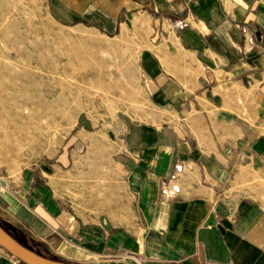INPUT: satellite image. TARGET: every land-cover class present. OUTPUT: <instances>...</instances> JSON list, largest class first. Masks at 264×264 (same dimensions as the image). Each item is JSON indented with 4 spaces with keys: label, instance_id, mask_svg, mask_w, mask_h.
<instances>
[{
    "label": "crops",
    "instance_id": "obj_1",
    "mask_svg": "<svg viewBox=\"0 0 264 264\" xmlns=\"http://www.w3.org/2000/svg\"><path fill=\"white\" fill-rule=\"evenodd\" d=\"M49 7L62 24L122 40L141 93L107 130L108 170L79 153L98 133L84 114L52 173L1 184L31 239L81 264H264V0ZM166 183L176 196L160 194Z\"/></svg>",
    "mask_w": 264,
    "mask_h": 264
},
{
    "label": "rangeland",
    "instance_id": "obj_2",
    "mask_svg": "<svg viewBox=\"0 0 264 264\" xmlns=\"http://www.w3.org/2000/svg\"><path fill=\"white\" fill-rule=\"evenodd\" d=\"M0 39L2 71L17 74L15 81L26 85L13 97L10 90L0 93V121L6 124L0 128V186L20 182L33 170L37 180L43 172L52 173L62 143L84 114L98 133L88 136L89 146L79 153L104 156L108 170L112 135L107 130L118 110L135 104L129 92L135 97L141 93L134 53L124 50L120 39L58 22L49 0H0ZM12 125H22V134L4 138L5 128ZM96 135L99 142L94 148L91 137ZM5 146H14L16 156L7 157L8 152H2ZM0 221L22 234L37 253L69 262L57 257L56 244L52 250L46 243L34 242L32 228L8 211L1 196ZM0 249L9 256L5 264H22Z\"/></svg>",
    "mask_w": 264,
    "mask_h": 264
},
{
    "label": "water",
    "instance_id": "obj_3",
    "mask_svg": "<svg viewBox=\"0 0 264 264\" xmlns=\"http://www.w3.org/2000/svg\"><path fill=\"white\" fill-rule=\"evenodd\" d=\"M3 182V180H0ZM0 247L23 264H81L53 259L37 253L16 240L0 225Z\"/></svg>",
    "mask_w": 264,
    "mask_h": 264
},
{
    "label": "bare ground",
    "instance_id": "obj_4",
    "mask_svg": "<svg viewBox=\"0 0 264 264\" xmlns=\"http://www.w3.org/2000/svg\"><path fill=\"white\" fill-rule=\"evenodd\" d=\"M6 44H7V42L5 43V45ZM8 46L9 45H7V47ZM3 68L4 67H2L0 65V93L4 92V94H5V92L7 93V90H10L11 97H13V95L16 94L17 92L22 91V90H26V85L18 84L15 81V78L18 77L17 74H12L9 72H3L2 71ZM12 78H13V80H11ZM27 80H29V79H27ZM30 82H31V80H30ZM29 86H30V84H29ZM2 112L4 113L3 110H2ZM3 123L4 122L0 121V128L6 126V124L5 123L3 124ZM22 128H23L22 125L18 126V127L16 125L8 126L7 128H5V132H3L4 138L10 137V136H15V135L19 137V134H22ZM0 137H1V135H0ZM3 146H2V148H3ZM5 147H6L5 149H2V152L7 151L8 152L7 157L12 158V157L16 156V155H13V153L16 152V150H14V148H13L14 146L13 147L12 146H5Z\"/></svg>",
    "mask_w": 264,
    "mask_h": 264
},
{
    "label": "built area",
    "instance_id": "obj_5",
    "mask_svg": "<svg viewBox=\"0 0 264 264\" xmlns=\"http://www.w3.org/2000/svg\"><path fill=\"white\" fill-rule=\"evenodd\" d=\"M176 170L181 171L182 165L178 164L176 166ZM178 191H179V185L177 183H173L171 185H168L166 183L163 186H161V188H160V194L164 197H167V198H172V197L176 196Z\"/></svg>",
    "mask_w": 264,
    "mask_h": 264
},
{
    "label": "trees",
    "instance_id": "obj_6",
    "mask_svg": "<svg viewBox=\"0 0 264 264\" xmlns=\"http://www.w3.org/2000/svg\"><path fill=\"white\" fill-rule=\"evenodd\" d=\"M0 225L9 233L11 234L16 240H18L21 244L25 245L26 247L30 248L26 241L24 240V236L22 234H18L15 230L9 229L6 224L0 221ZM26 239V238H25ZM31 249V248H30ZM23 264V263H22Z\"/></svg>",
    "mask_w": 264,
    "mask_h": 264
}]
</instances>
